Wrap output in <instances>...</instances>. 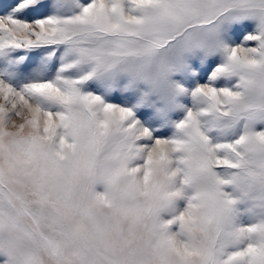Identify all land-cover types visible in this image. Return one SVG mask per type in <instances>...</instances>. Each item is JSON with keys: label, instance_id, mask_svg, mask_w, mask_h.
<instances>
[{"label": "snow or ice", "instance_id": "1", "mask_svg": "<svg viewBox=\"0 0 264 264\" xmlns=\"http://www.w3.org/2000/svg\"><path fill=\"white\" fill-rule=\"evenodd\" d=\"M0 264H264V0H0Z\"/></svg>", "mask_w": 264, "mask_h": 264}]
</instances>
